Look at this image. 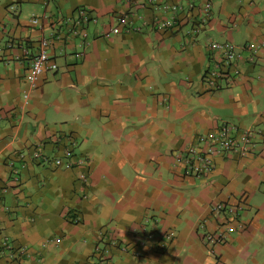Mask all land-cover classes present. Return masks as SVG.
Segmentation results:
<instances>
[{
    "label": "crops",
    "instance_id": "0c3cea01",
    "mask_svg": "<svg viewBox=\"0 0 264 264\" xmlns=\"http://www.w3.org/2000/svg\"><path fill=\"white\" fill-rule=\"evenodd\" d=\"M168 2L163 30L146 0H0V264H264V49L244 47L264 40V0ZM79 7L96 18L82 45L57 18ZM42 38L58 69L30 84ZM212 41L240 56L220 89L203 82ZM225 123L256 130L250 154L187 174L176 153ZM66 143L84 163H52ZM219 202L242 207L215 218Z\"/></svg>",
    "mask_w": 264,
    "mask_h": 264
},
{
    "label": "built area",
    "instance_id": "2783aa9c",
    "mask_svg": "<svg viewBox=\"0 0 264 264\" xmlns=\"http://www.w3.org/2000/svg\"><path fill=\"white\" fill-rule=\"evenodd\" d=\"M146 2L160 9L165 15L170 14L169 19H164L157 23V27L159 29L166 30L173 25L172 15L178 11V6L175 3H169L168 0H146ZM189 6L190 7H188V9H194L192 4ZM206 7L208 8V5ZM57 18L59 19V22L64 24V26L69 24V27H71L70 32L68 30L65 35L66 38H69V36L78 37L79 34H82L80 36L82 39H84L86 36L85 33L87 24L91 21L96 22V18L90 16V12L81 7L77 8L74 14L65 17L58 16ZM115 19L118 24L126 23L124 15H120ZM41 20L42 17L33 16L29 21L31 24H40ZM105 35L108 36L109 32ZM61 37H59V39ZM52 43L53 41L51 38H42L38 43V50L35 54H32L31 58L29 59L26 80L30 84H34L36 80H38L43 74L47 72H55L58 69L57 63L50 57L48 53V48L52 45ZM84 43H86V41ZM244 47L249 49L251 52L263 50L264 40L258 42H246ZM209 50L212 53V62L211 66L208 67L204 73L203 82L210 89H220L237 77L239 71L235 68V62L240 56L235 52V46L228 42L220 43L212 41L209 43ZM255 135V129H239L231 124L225 123L219 126L216 130L197 134L195 138L196 143L194 145L176 153V161L177 163L184 164L186 169L185 172L187 174L192 173L194 176L198 177L207 175L214 168L213 155L226 153L227 156L231 154L246 156L247 154H250L255 145ZM63 138H66V136L62 137L54 133L53 136L49 137V140L55 143L57 141H61ZM67 140L70 139L68 138ZM42 147L43 145L36 147L37 153L35 156L37 158H41L43 156ZM62 148L63 155L55 156L51 160L54 165L62 168H72L84 163V160H77L76 157H74L71 147L68 143L64 144ZM22 157L23 154L21 153L19 158L21 159ZM73 158L75 159L72 160ZM82 177L83 180L86 179L84 175H82ZM13 180L16 182L19 180L15 173L13 175ZM240 204L241 203L239 202L235 206L227 204L226 202L216 203L210 208L211 214L215 218H217L218 215H224V213L232 214L233 216L242 207ZM239 225L242 227L241 223H239ZM230 230L231 227L227 226L225 230L206 232L204 235V240L210 247L216 246L217 244H224L226 241V234ZM170 236L171 233L167 234V239L161 240V248L165 247ZM149 237H152V234H150ZM108 259L109 257L107 255L102 256L100 258L99 264H107L109 262Z\"/></svg>",
    "mask_w": 264,
    "mask_h": 264
},
{
    "label": "rangeland",
    "instance_id": "374dc122",
    "mask_svg": "<svg viewBox=\"0 0 264 264\" xmlns=\"http://www.w3.org/2000/svg\"><path fill=\"white\" fill-rule=\"evenodd\" d=\"M73 40H74V39H73ZM73 40H72V41H73ZM77 43H78V41H77ZM79 44L82 45V44H85V43H84L83 41L80 40ZM228 124H231V123H228ZM231 125L237 127V126L234 125V124H231ZM237 128H239V129H244V128H240V127H237ZM235 130H236V129H235ZM220 153H221V152H220ZM222 156H223V157H224V156H227V154L224 153V154H222ZM241 221H242V220H241ZM238 226H240V225L238 224ZM205 234H206V233H205ZM205 234H204V235H205Z\"/></svg>",
    "mask_w": 264,
    "mask_h": 264
},
{
    "label": "clouds",
    "instance_id": "9594fccd",
    "mask_svg": "<svg viewBox=\"0 0 264 264\" xmlns=\"http://www.w3.org/2000/svg\"><path fill=\"white\" fill-rule=\"evenodd\" d=\"M68 16V15H67ZM65 17V16H64ZM66 35V34H65ZM69 37H72V36H69ZM82 41H83V39H82ZM39 43V42H38ZM52 58V57H51ZM58 66V65H57ZM57 71V70H56Z\"/></svg>",
    "mask_w": 264,
    "mask_h": 264
},
{
    "label": "trees",
    "instance_id": "16d2710c",
    "mask_svg": "<svg viewBox=\"0 0 264 264\" xmlns=\"http://www.w3.org/2000/svg\"><path fill=\"white\" fill-rule=\"evenodd\" d=\"M93 17V16H92Z\"/></svg>",
    "mask_w": 264,
    "mask_h": 264
}]
</instances>
